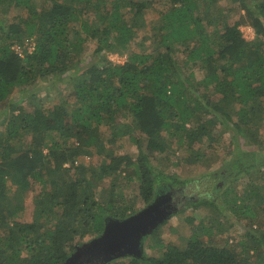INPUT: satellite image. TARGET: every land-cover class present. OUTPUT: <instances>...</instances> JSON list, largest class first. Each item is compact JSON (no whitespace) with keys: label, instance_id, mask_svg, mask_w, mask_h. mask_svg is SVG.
<instances>
[{"label":"trees","instance_id":"trees-1","mask_svg":"<svg viewBox=\"0 0 264 264\" xmlns=\"http://www.w3.org/2000/svg\"><path fill=\"white\" fill-rule=\"evenodd\" d=\"M9 4L22 11L19 18H7ZM150 12L156 19L140 38ZM243 26L253 30L252 40L243 38ZM26 40L34 50L19 57L13 48ZM109 54L127 60L113 64ZM195 70L205 76L195 80ZM56 79L67 81L68 96L51 107L20 106ZM15 90L22 96L12 101ZM263 121L264 0H0V264H64L69 248L100 236L106 222L138 213L131 198L145 206L159 187L178 191L190 182L168 173L174 145L195 165L207 140L219 138L218 126L245 139ZM123 136L136 153L109 150ZM262 139L253 152L233 151L205 196L174 194L184 196L179 213L214 215L184 218V246L149 244L160 253L143 248L140 258L107 264H264ZM89 153L102 163L74 166ZM254 172L258 179L250 178ZM241 179L246 186L237 193ZM102 181L109 182L106 193L97 188ZM34 186L26 222L20 217ZM233 227L243 235L230 244L222 234Z\"/></svg>","mask_w":264,"mask_h":264},{"label":"rangeland","instance_id":"rangeland-1","mask_svg":"<svg viewBox=\"0 0 264 264\" xmlns=\"http://www.w3.org/2000/svg\"><path fill=\"white\" fill-rule=\"evenodd\" d=\"M36 6H39L40 0H34ZM5 8L8 11V17L10 20L17 19L22 15V11L20 9L14 8L12 5H7ZM234 7H230L232 9ZM156 19V14L153 12H150L147 17L146 21L147 24L143 28H139L138 35L140 38L147 39V31L149 27L152 25L151 23ZM99 19L95 24L97 26L99 24ZM229 24L232 25L233 21H229ZM240 31L243 35V38L247 41H250L254 38V32L253 30L248 26L240 27ZM138 41V40H137ZM143 43L142 41H138V45ZM145 43V42H144ZM146 44V43H145ZM94 47V43L90 42L87 46L88 50L87 53L92 51ZM177 50V49H176ZM135 51H139L138 46L135 47ZM176 55L181 59V50H178ZM108 59L113 64H123L127 60V55L119 56L117 54H109ZM194 72V78L195 80H201L205 76V72L203 70H195ZM67 82V81H66ZM66 82H60L59 80H52L48 85L50 86L48 90H45L44 92L42 90H39L37 93V96L34 98L32 96H27L26 98H23L20 102V106H22L25 110H30L31 105L37 104L42 105V107H51L54 104H57L60 99H62V96H68L67 91V84ZM42 84L37 86L36 89H40ZM29 90L28 92H30ZM26 92V93H28ZM26 93H24L26 95ZM22 94L20 91L15 90L13 94L11 95L10 100L15 101L16 99L20 98ZM25 97V96H24ZM57 98V99H56ZM4 112V111H3ZM4 118V116L2 117ZM217 131L220 134L219 138L215 141H210V146L207 148L204 146L202 149L205 151V158L201 160L198 164L191 165L189 163V153L185 151L183 148H178L175 145L172 147L171 151L168 152V158H170L171 163L170 167L168 169V173H171L175 175L176 179L179 181H190L184 186H182L178 191L183 190L182 195L188 197L189 199L202 196L204 194H208L209 191L212 189L213 185V178L212 174L219 169L221 164H223V161L230 159V154L235 151L236 149L241 151H255L257 148L261 147L263 142V136H264V121L261 122L260 128H252L248 131L246 138L242 139L240 138L237 133L228 127L218 126ZM133 137L137 138L138 134H134ZM109 134L105 135V139H109ZM246 142L248 143V146L246 145ZM109 150L113 149L114 153H136V147L135 144L131 141L129 136H123L120 138L115 144H109ZM197 151V150H193ZM201 152L200 150L198 151ZM87 155L89 161L85 163L83 160H75L74 166L79 165L81 162L84 165L85 168L89 170H93L96 165H99L102 163V160L96 156H94L93 153L85 154ZM68 164H65L64 167H68ZM259 175L257 172H254L251 174L250 178L252 179H258ZM57 175L52 176L50 179L55 180ZM195 181H198L197 183H194ZM215 181V180H214ZM262 181L259 180L258 183H261ZM246 186V181L243 179L238 180L233 185L235 191L237 193H241L243 190V187ZM109 187L108 181H102L98 184L97 188H99L101 191L104 190V193H106V189ZM160 189V187H159ZM39 191V186H34L31 191H29L26 194L24 205L25 209L20 217V219L29 222L31 217V208L33 206V203L35 202V197ZM129 192L126 191V197H128ZM128 195V196H127ZM205 196V195H204ZM133 201V202H132ZM130 203H133V206L135 208H138L139 210L143 209L145 206L142 203V201L138 198H131ZM183 210L178 209L175 213L172 214V216L165 218V220L156 227L155 235L150 237L147 241L144 242L143 248L147 254H152L153 256H156L160 253L159 249L156 250H149V244L151 245H157L158 243L162 242L164 244H167L169 242L174 243L178 246H184L185 240H186V232L183 233V230L185 229V223L184 218L189 217H197L201 218V216L205 219H214V215L207 213L205 210H197L192 211L191 209H186L184 212L179 213ZM177 229L178 232L176 233V236L174 235L175 230ZM174 235V236H173ZM237 235H243V232L238 227H233L232 230H228L226 232H223L222 237L225 240H228V242L231 244L233 242V239ZM161 239H159V237ZM70 252L74 251L73 247L69 248ZM126 261V260H125ZM127 262V261H126Z\"/></svg>","mask_w":264,"mask_h":264},{"label":"water","instance_id":"water-1","mask_svg":"<svg viewBox=\"0 0 264 264\" xmlns=\"http://www.w3.org/2000/svg\"><path fill=\"white\" fill-rule=\"evenodd\" d=\"M160 202V199L154 197L138 213L123 220H109L100 236L77 247L64 264H70L73 260L80 261L77 257L80 252L88 264H92L94 259L97 260L94 264H107L126 256L142 257L144 240L165 218L175 213L174 210L165 215L159 208Z\"/></svg>","mask_w":264,"mask_h":264},{"label":"flooded vegetation","instance_id":"flooded-vegetation-1","mask_svg":"<svg viewBox=\"0 0 264 264\" xmlns=\"http://www.w3.org/2000/svg\"><path fill=\"white\" fill-rule=\"evenodd\" d=\"M177 192H180V191H174V190L173 191H167V190L159 189L158 191H156L152 200L154 199V197L160 199L161 202H160L159 208L161 210H163V213H165V215H167L174 210L176 212L183 205L184 196L183 197H175L174 194ZM146 206H147V204L145 205V207ZM76 248L77 247H75L74 251L71 254L75 253ZM77 257H79L78 259L80 261H74L73 260L70 264H88V263H86L87 261H85L83 253L80 252ZM96 262H97V260L94 259L92 264H94Z\"/></svg>","mask_w":264,"mask_h":264},{"label":"built area","instance_id":"built-area-1","mask_svg":"<svg viewBox=\"0 0 264 264\" xmlns=\"http://www.w3.org/2000/svg\"><path fill=\"white\" fill-rule=\"evenodd\" d=\"M13 49L19 57H23L25 52L31 53L34 50V43L31 40H26L22 45H15ZM82 160L85 163L89 161L87 155H84Z\"/></svg>","mask_w":264,"mask_h":264}]
</instances>
